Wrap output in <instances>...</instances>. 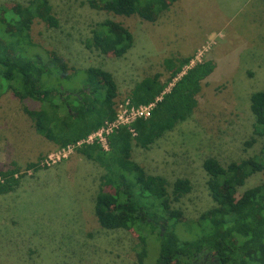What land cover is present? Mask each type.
Masks as SVG:
<instances>
[{
  "label": "rangeland",
  "instance_id": "1",
  "mask_svg": "<svg viewBox=\"0 0 264 264\" xmlns=\"http://www.w3.org/2000/svg\"><path fill=\"white\" fill-rule=\"evenodd\" d=\"M49 1L59 26L50 28L36 18L31 39L60 70V76L46 84L62 91L78 90L85 80L82 71L101 66L117 83V108L142 78L161 73L166 81L168 57L191 56L181 74L197 61L215 62L202 81L191 116L148 149L132 148V159L147 173L164 176L169 191L175 179H190L191 192L173 206L183 212L177 232L191 239L196 229L186 226L217 207L203 160L214 156L228 167L258 154L264 144V136L245 144L253 132L250 95L264 90V0H166L164 11L147 7L130 16L108 12L97 0ZM26 2L0 0V11ZM106 19L114 22L116 33L128 30L133 35L132 47L121 57L90 50L83 43L95 23ZM27 93L0 95V170L16 162L25 172V165L39 157L43 167L26 171L16 192L0 196V264H136L141 259L155 264L159 243L150 231L144 251L135 230L99 225L94 198L103 168L74 148L58 158L62 148L37 133L22 109L21 97ZM95 95L91 100H97ZM263 180L264 170L252 174L238 195Z\"/></svg>",
  "mask_w": 264,
  "mask_h": 264
},
{
  "label": "trees",
  "instance_id": "2",
  "mask_svg": "<svg viewBox=\"0 0 264 264\" xmlns=\"http://www.w3.org/2000/svg\"><path fill=\"white\" fill-rule=\"evenodd\" d=\"M97 1L106 11L124 16L140 13L141 8L151 7L156 13L168 8L166 0ZM36 18L50 28L59 26L49 0H27L18 4L17 9L0 11V95L29 91L21 97V104L37 133L59 148L74 146L79 154L103 168L94 198L99 225L108 230H135L144 251L150 231L159 243L155 264H264V180L240 195L237 192L248 177L264 170V144L258 154L228 167L214 156L203 160L207 187L217 207L203 212L186 226L187 230L196 229L191 239H184L177 232V226L183 225V212L173 206L191 192L190 179H175L169 191L164 176L147 173L132 159L133 145L148 149L191 116L198 104L202 81L213 72L215 62L197 61L181 74L191 56L164 59L169 73L166 81L161 80V73L146 76L135 82L124 97L129 106L151 104L148 116H137L130 124L114 127L105 134L107 147L96 139L78 144L115 121L117 83L110 71L90 66L82 71L83 86L74 92L46 84L53 76H60V70L50 64L48 52L31 39ZM114 26L109 19L96 22L91 36L83 41L85 47L101 54L113 52L117 57L123 56L132 47L133 35L128 30L116 33ZM94 93L96 101L91 100ZM249 100L254 121L247 146L264 136V90L253 91ZM42 159L28 162L25 172L16 162L1 169L0 196L16 192L26 171L37 172L43 167Z\"/></svg>",
  "mask_w": 264,
  "mask_h": 264
},
{
  "label": "built area",
  "instance_id": "3",
  "mask_svg": "<svg viewBox=\"0 0 264 264\" xmlns=\"http://www.w3.org/2000/svg\"><path fill=\"white\" fill-rule=\"evenodd\" d=\"M152 107L151 104L149 105H140L138 107L135 106H129L128 101L124 100L121 101L118 104V107L116 108L117 111V117L115 119L114 122L112 123H108L106 126L100 128L98 131L92 133L91 135H89L87 137L86 140L80 141L78 142H93V140H97L98 142H100L104 147H107V143H106V135L107 133L111 132V130L118 126V125H127L130 124L137 116H148L149 115V110ZM74 146H69L66 148H62V151L57 155V157L59 158V156L61 154H64L67 150L70 151L71 149H73ZM48 158L52 161H54L55 159H53V156H48ZM46 161V160H45Z\"/></svg>",
  "mask_w": 264,
  "mask_h": 264
}]
</instances>
